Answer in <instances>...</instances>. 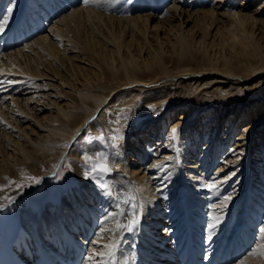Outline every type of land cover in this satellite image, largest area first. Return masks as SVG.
<instances>
[{"label": "rangeland", "instance_id": "374dc122", "mask_svg": "<svg viewBox=\"0 0 264 264\" xmlns=\"http://www.w3.org/2000/svg\"><path fill=\"white\" fill-rule=\"evenodd\" d=\"M26 1L12 0L8 4V6L13 7L10 16L17 14L15 22L8 20L6 24L16 28L13 31L14 33H11L13 35L19 30H25L23 28L19 29L18 16L24 17V13L26 11L29 12L31 7ZM28 1L31 3L32 0ZM136 1L137 3L134 0H125L126 4H131V6L139 3L138 0ZM154 1L144 0L138 11L131 9L134 8L133 6L128 11H125L126 9L122 8L125 5L124 3L117 6L116 12L108 9H96L98 11L101 10L105 15L110 14L116 17H124L126 14L130 16H136L137 14L149 15L146 20L148 28L145 30V36L148 37L149 42L144 43L142 35H133L139 40L135 44H141L142 49L139 50L138 47L137 51L134 49L137 45H131V51H133L135 56L137 80L130 81L125 73L126 71L119 67V58L116 61H111L108 55H105L108 50L112 51L114 46V41L110 40L112 39L110 30L112 34L119 35V40L122 39L123 33H118V28L120 27L117 22L114 24L115 26L109 27L110 30L104 28L103 33L96 31L93 28V21L88 20L86 14V8L92 7L80 0L75 7H67L65 5L64 12H60L55 19H52L47 29L40 34L50 36V33L56 29H62L63 26L60 21H63L62 18H65V15L69 14L73 8L80 11L78 26L75 25V28L73 26L68 28V33L62 40L59 49L65 60L70 58V61H72V66L70 67H73L75 72L67 71L59 60L46 59L45 55H43L45 60L41 61V71L38 72L44 71L47 75L29 79L28 82H31V84L28 82L24 83L28 79V77H24L19 82L22 84L19 89L18 87L14 88L17 84L8 87L4 86L7 81L6 83L0 82V94H2L0 95V104L7 103L10 95L13 94V97L21 101V105L24 104V100L30 99L31 96L34 98L29 102V106L36 102L37 99L45 98L46 96L55 102L71 105L67 102V96L62 94L61 89L73 92L74 88L62 84L59 80L60 75L56 74L58 68L61 71L60 73L69 75L73 83L79 82L74 77L85 75L86 78L98 80L94 83L99 84L96 87L97 90L100 92L108 91V96L102 106L97 107L91 113H89L91 108L82 104L83 109L88 113L85 116L84 124L77 130L76 134L72 137L67 136L66 139L60 142L58 148L55 147L51 151L53 152L51 156H54V159L48 168L33 166L32 168L24 169L21 178L9 179L23 183L24 187L18 189L15 184H11L7 188L0 190V201L4 200L2 191H10V196H17L37 183L26 180V176L36 177L38 182L42 181L40 186L8 206L0 214L7 215L18 227L21 224L20 212L23 208H28L36 214H41L44 212L46 205L59 202L62 196L73 194L78 189L86 190L91 196L89 198L87 196L88 193H86L87 195L84 197L85 199L88 198L87 205H91L88 209L94 213L96 212L95 217L98 220L97 223L96 221L94 223L90 221L92 230L91 232L88 231L89 233L87 232V237L89 238H85L86 243L83 244V246L89 248L90 241L95 237V233L99 229V220L107 211H115V209L112 206V201L107 203L110 199L101 194V190L97 187L94 179L85 178L84 157L85 155L93 156L96 153L105 152L109 155L113 167L119 166L118 169L113 171L114 173H119L124 180L137 185L140 180L143 182L148 180L149 187L156 192L155 200L160 203L159 208H154L153 211H146V217L141 218L143 224L150 222L147 227L149 228V233L151 231L150 236L153 239L149 241V251L153 256H156L151 258L149 255H144L147 259L144 264L164 263L166 261L165 256H170V248L167 244L171 240L168 233L173 228L169 226L173 221L169 220L171 217L169 218L166 215L164 217V214H167L169 210L166 207H172V205L175 207L174 217L177 218L175 224L180 225L182 230L183 225L187 223V225L191 226L188 227L193 233L198 232V234H195L201 237L200 240H204V235L208 239L216 229L208 227L210 223H215V221H209L213 216H218L219 223L216 226H219L221 214L224 216L226 212H231L232 210L236 213L250 205L248 209L251 214L245 224L249 220L256 218L258 214V219L252 228L251 234L253 237L252 247H254L259 239V228L264 226V97L260 96L259 93H252L249 89L242 87V85L249 84L244 86L250 87V84L261 77V75H264V72L250 76L244 82H240L241 85L239 86L241 88L234 91L236 93H229L227 92L228 84L226 83L213 82L203 84L205 82L203 77L199 78L198 81H195V78L189 75L183 77L180 74V69L194 68L196 63L198 64L199 62L204 64L205 62H213L216 59L222 60L224 54H230L235 57L241 53L240 44L236 43L235 47L228 46L233 43L231 37L227 38L228 44L221 45L222 39L229 34L228 32L231 33L235 29L232 21L235 20L233 13L236 11L247 13L256 19L247 20V23L242 27L246 31L251 32L254 40L263 46L264 8H258L263 0H197V8L201 11L208 10L214 19L205 29L203 22H201L202 20L196 19V15H192V17L187 16L185 13L181 15L183 24L180 26V30L184 31L188 50L192 54V56L190 55L191 58H183L185 61L184 65L180 63V49L174 34L176 22L173 19L167 22V24L170 22L173 31H170V26L166 29L168 25H164L162 19L157 16L160 12L153 10L152 4ZM200 1L201 4H199ZM23 2L26 7L21 8V12L16 13L14 7L23 6ZM56 5L59 6L58 3H51L49 8L55 9ZM256 9L258 11L255 12ZM4 11L6 14V8ZM146 16L145 18H147ZM37 21H40V19ZM42 25L43 20L40 24H35V27L39 29ZM50 29L54 31H50ZM135 29L124 30L127 39L132 36V33L137 32ZM20 31L17 37H20ZM239 33L242 34L241 31ZM13 35L12 37L15 38ZM40 35L30 37L26 43L15 48V50L21 48L25 54L31 53V55L35 56L36 54L30 50L27 44L35 41ZM75 35L82 37V43L74 40ZM67 37L70 38L69 41L66 40ZM0 40L7 42L5 39ZM11 51H14V49ZM221 52H223V55H221ZM7 53H1L0 57ZM90 54L97 55L95 59H98V61L87 56ZM207 55L209 56L208 58ZM20 59L22 60V56ZM101 59L104 60L102 61ZM252 59L253 57L250 58V60ZM95 62L100 63L102 66L104 65L106 76L103 74L93 75L91 71L94 72V68L95 70L98 69ZM241 63L237 62V64ZM200 68L206 67L200 65ZM74 73L77 75L74 76ZM3 78H0V81ZM58 82L63 86H58ZM2 98L4 100H1ZM36 103L39 106L42 105V102ZM49 110H45L40 116L47 115ZM125 116L127 120L122 124L110 123ZM233 116L236 117L229 121L228 119ZM20 125L28 128L33 127V124L28 121H22ZM74 127L75 125L71 126L69 131L74 130ZM116 127L122 128L123 138L115 146L110 145L107 140L96 139L101 131H104L106 135H110ZM173 127L177 128V139L172 142L174 147H168V138ZM146 137L149 138V142L140 146L138 153H136L132 146L138 140ZM65 145L66 150H61ZM140 154H142V157H140ZM146 154L147 157H145ZM165 156L175 158L174 161L167 162L171 165L169 168L160 171L149 167V165L156 163L157 160H163ZM53 170L56 171L55 174L41 179L45 173L49 174ZM111 174L107 179L110 178ZM171 175L173 176L171 182L168 183L166 181L163 185L159 184L162 181L161 178H167ZM213 179L220 181L217 189L209 191L203 187L204 183ZM174 181L175 183H173ZM7 184H9V181ZM141 186L139 184V187ZM174 186L176 190H182L184 197L186 196L183 201L184 206L182 204L180 206L174 199L170 200L173 196ZM98 194L99 198L102 197L107 200L102 202L101 199H98ZM228 195H231L232 198L225 201L224 197ZM164 198H166V201L168 199L167 202H171V204L167 205L166 201L164 203L162 201ZM208 203L209 205H206ZM210 205H216V207H210ZM203 206H207V208ZM261 206H263L262 209ZM180 207L184 209V213ZM228 207H231V209H228ZM108 208L110 210H107ZM205 209H208V211L204 212ZM181 213L188 217L187 222L184 221L183 217L181 218ZM197 218H200V220L195 225L193 222ZM161 219H163V222ZM180 232H178L179 235H181ZM79 234L83 236L82 231ZM107 234L105 233V241L108 238ZM51 236L48 237V242L52 241ZM84 236H86V233ZM44 239H47V237L45 236ZM159 241L162 242L159 244ZM52 244L54 243L52 242ZM77 245H80V243H77ZM83 246L79 247L81 248L80 258H83L87 252L83 249ZM95 246L97 249L102 247L101 244ZM153 246H159L162 252L156 251ZM33 248L35 249L34 246ZM35 254H37V251ZM68 259L72 258H65V261H68ZM33 260H36L34 255ZM81 262L83 264V261Z\"/></svg>", "mask_w": 264, "mask_h": 264}, {"label": "bare ground", "instance_id": "6f19581e", "mask_svg": "<svg viewBox=\"0 0 264 264\" xmlns=\"http://www.w3.org/2000/svg\"><path fill=\"white\" fill-rule=\"evenodd\" d=\"M44 1H47V5L50 4L48 0ZM134 1L137 3L136 0ZM138 2L139 3L135 4V6L132 5L134 8H131V4H126L125 0H97L95 3H89L92 8H86L88 20L90 19L93 21V28L100 33H103L104 28H108L110 30L109 27L115 26L114 24L117 22V25L120 27L118 28V33H123L122 39L119 40V35L112 34L110 30V35L112 36V39L110 40L114 41V46L112 47V51L108 50L105 55H108V58H110L111 61H116V59L119 58V67H122L124 71H126L125 73L130 81H135L138 78V74H136L137 68H135V56L133 55V51H131V45H137L136 48H134L137 51L138 47L139 50L142 49V46H140L141 44H135V42L139 40H137L136 36L133 35H142L143 42H149L148 37L145 36V30L148 28L146 20L148 19L149 15L146 16L144 14H137L136 16H130L126 14L124 17H116L110 14L105 15L101 10L98 11L96 9H108L116 12L117 6L124 3L125 5L122 8L126 9L125 11H128L129 8L138 11L140 9L141 3L144 2V0H138ZM26 3L30 4L28 0ZM197 4V0H155L152 4L153 10L160 12L159 15H157L159 19H162L164 25H168L166 29L170 26V22L167 24L168 21L173 19L176 22L174 34L176 43L180 49L179 55L181 57L180 63L182 65L185 64L183 58H191L192 54L188 50V44L185 39L186 36L184 35V31L180 30V26L183 24V22H181V15L183 13H185L187 16L189 15L190 17H192V15H196V19L199 21L202 20L201 22H203L205 29L207 28L206 26H209L214 19V17H211L212 14H210L208 10L201 11L198 9ZM199 4H201V1ZM21 7L22 5H20L19 8L15 6V12H21ZM258 8H264V0L258 6ZM256 11H258V9H256L255 12ZM79 14L80 11H78L76 8H73L69 14L65 15V18H62L63 21H60L63 26L62 29H56L55 31L50 29V31H54L50 33V36L45 34L40 35L35 39V41L27 44L30 50L33 51V53L37 56L31 55V53L25 54L24 50L19 48L17 50L14 49V51H11L0 57V70H3L0 72V78L4 77L0 82L6 83V81H14V83H6L4 86L9 87L13 84H17L14 88L18 87L19 89L22 85L19 82L24 77H28V79L26 78L27 80L24 81L25 83L28 82L29 79L31 80V78L47 75L44 71L41 73L38 72L41 71V61L45 60L43 55H45L46 59L52 58L53 61L56 59L59 60L67 71H70L71 73L75 72V69L70 67L72 66V61H70V58L65 60L59 49L62 40L64 39L65 35H67L66 33H68V28L72 26L75 28V25L78 26L80 22L78 20ZM16 16L17 14L10 16L9 20L11 22H15ZM145 16L147 18H145ZM233 16H235V20L232 21L233 24H231L234 25L233 27H235V29L231 33L228 32L229 34H227L222 39L221 45L228 44L227 38L231 37L233 43L229 44L228 46L235 47L236 43L240 44L241 53L237 54L235 57L230 54H224L222 60L216 59L213 60V62H205L204 64L199 62L198 64L196 63L194 68L189 67L180 69V74L183 77L189 75L195 78V81H198L199 78L203 77L205 80L203 84L223 82L228 84L227 92L233 93L238 88H241V86H239L241 85L240 82H244L245 79L250 78L252 75L264 72V45H259V43L254 40L253 34L246 31L243 29L244 27H242L247 23V20H251L254 17L240 11L234 12ZM171 27L172 26H170V31H173ZM130 28H136L135 31L137 30L138 34L137 32H134V34L132 33V36L127 39L125 36L126 32L124 30ZM239 31H241L242 34H240ZM18 32L19 31H17L14 35H7L4 39H6L7 42H11L12 40L14 41L18 36ZM20 32H22V30ZM0 33H2V31H0ZM12 35L15 38H13ZM66 40L69 41L70 38L67 37ZM74 40L82 43L81 36L75 35ZM111 55L113 56L111 57ZM221 55H223V52H221ZM21 56L22 60L20 59ZM87 56L92 57L95 61H98V59H95L97 56H95V54H90ZM208 57L209 56L207 55V58ZM249 57H253L255 60H250ZM237 62L242 63L237 64ZM95 64L98 69L95 70L94 68V72L91 71L93 75L103 74L106 76V69L103 67L104 65L102 66L97 62H95ZM200 65H203V67L205 66L206 68L202 69L200 68ZM60 72L61 71H59L58 68V72H56V74L60 75L59 80L62 82V84L69 85L71 88H74L73 92L71 90L68 91L61 89L62 94L67 96V102H69L71 105L68 103L65 105L63 103L55 102L51 98H48V96L37 99L36 102H42V105L40 106L34 101V103L29 106V102H31V99L34 98L32 96L30 99L24 100V104L21 105V101H18L15 97H13V94L10 95V99L7 103L0 104V185H7L10 178H21L23 176L22 173L26 168H32L33 166H44L45 168H48L54 159V156H51L53 154L51 151L54 150L55 147L58 148L60 142H62L63 139H66L67 136L72 137L74 134H76L77 130H79L82 124H84L85 116H87L88 113L85 112L82 104L90 107L91 109H89V113H91L97 107L102 106V103L108 96V91L100 92L97 90L96 87L99 84H94L95 81H98L95 80V78L90 77L92 79L91 80L89 77L86 78L85 75L81 77H74V79L79 82L73 83L69 75L67 76ZM73 75L75 76L77 74L74 73ZM28 83L31 84V82ZM60 84L61 83L58 82V86ZM244 85L249 84H243L242 87L249 89L252 93H259L260 96L264 97V75H261V77L253 81L250 84V87H246ZM60 86L62 87L63 85ZM1 100L4 99L2 98ZM47 109H50L48 114L40 116V114ZM235 117L236 116L230 117L228 120L232 121V119ZM22 121L31 122L33 127L28 128L24 125H20ZM73 125H75L74 130L69 131L70 127ZM261 141L263 142V139ZM148 142V137L140 139L132 146V149L138 153L140 146L145 145ZM64 149L66 150V145L61 150ZM140 157H142V154H140ZM145 157H147V154ZM167 178H161L162 181L159 184L163 185L166 181L168 183L171 182L173 176L171 175ZM109 179L117 182L118 187L124 184L126 181L121 177V175H119V173L114 172L111 174ZM173 183H175V181ZM139 184L142 186L139 187ZM139 184H135V186H138L143 190L140 193V196L142 197L141 202L144 204V207L142 213L139 216V224L134 228V230L131 232L122 231L119 234V236L122 238V243L118 255L122 264H124V256H126L129 260V257L134 253L138 254L139 257V261H135L134 264H144L145 261H147L144 255H149L151 258L156 257L153 256L149 251V241L150 239H153V237L150 236L151 231L149 233V228L147 227L148 223L150 222L143 224L141 222V218L146 217V211H153L154 208H159L160 203L155 200L156 192H154L153 188L149 187L150 184L148 180L145 182L140 180ZM86 193H88V195ZM2 195L4 197L12 198L16 196H10V191H2ZM86 195L91 198L90 193L86 190H75L73 194L62 196L59 202L46 205L44 212L41 214H36L34 211H30L28 208H23L20 212L21 224L18 227L7 215L0 214V264H70L68 261H72L71 259H68V261H65L64 259V256H66L67 253L64 255L62 254L66 249L69 248H71L70 250L72 251V259L76 260V263H78L77 260L80 258L81 251V248L79 247L86 243V237L81 236L79 232H83V230H85V225L89 227V231L91 232L92 229L90 228V221H92V223L95 221L97 223L98 221L95 217L96 212L94 213L92 210L88 209L91 207V205H87L88 198H84ZM172 195L173 196L171 200L174 199L179 203V205H183V201L186 196L184 197L182 190H176L174 186ZM98 199H101L102 202L107 200L106 198H99V194ZM6 201L7 199H4L0 201V204H4ZM162 201L165 203L166 198H164ZM109 202H111V200L107 203ZM123 207L126 209L125 216L129 215V206L124 205ZM180 208L184 213V209H182V207ZM107 210L110 209L108 208ZM183 213H181L180 216L181 218L183 217L184 221L187 222L188 217H185V214ZM125 216L118 218L124 221ZM161 220L163 222V219ZM199 220L200 218H197L193 223L197 225ZM209 221L213 222L214 220L210 219ZM110 222L111 221L108 223ZM190 227L188 228L190 229ZM158 232H160V230H158ZM46 233L48 234L46 235ZM195 233L198 234V232ZM195 233H193L191 230L190 234L195 238L196 241H198V239L201 237L197 236ZM45 236L47 239H44ZM50 236L52 241L48 242V237ZM108 236L109 234H107V237ZM93 239H95V237ZM52 242L57 244H52ZM104 242L106 241H102L101 245H103ZM161 242L162 241H159L158 243L160 244ZM77 243H80V245H77ZM169 245L170 243L167 244V246ZM33 246L37 247L38 249L43 248V250H39L38 257H34L37 261L33 260ZM90 247H92L91 244ZM153 247L156 248V251L159 250L162 252V249L159 248V246ZM89 248L83 246V249L86 251ZM100 249H102V247ZM70 250L69 252H71ZM31 251H33V253ZM139 253L142 255L139 256ZM169 254L171 255V251ZM247 258L248 264H264V258L259 256H248ZM166 261H164L165 264L167 263Z\"/></svg>", "mask_w": 264, "mask_h": 264}, {"label": "snow or ice", "instance_id": "6c2138e0", "mask_svg": "<svg viewBox=\"0 0 264 264\" xmlns=\"http://www.w3.org/2000/svg\"><path fill=\"white\" fill-rule=\"evenodd\" d=\"M84 4L95 3L97 0H83ZM13 11L12 6L6 7V14L3 15L0 20V31L4 30V25L8 23L9 16ZM3 70H0L2 72ZM8 84L14 83V81H7ZM123 111V110H122ZM127 120V117L118 118L115 121H111L113 124H122ZM123 138V131L121 127H116L112 130L110 135H106L104 131L99 133L96 139L107 140V142L115 146ZM168 147H174V142L177 139V128L173 127L169 135ZM175 158L171 156H165L163 160H157L156 163L149 165L151 168L163 171L169 168L171 165L168 161H174ZM118 165L113 167L110 161V157L105 152L96 153L93 156L85 155L84 157V176L85 178H93L97 187L101 190V194L112 201V206L115 211H107L100 219V227L95 233V239L90 241L92 247L87 250L86 255L83 257V264H122L118 253L122 243V238L119 234L122 231L131 232L139 224V216L143 211L144 204L141 202L142 197L140 193L143 191L142 188L136 187L134 183L125 181L124 184L117 186V182L107 179V177L116 169ZM26 180L30 182H38V178L32 176H26ZM227 179V177H225ZM220 181L210 180L203 184V187L209 191L217 189ZM15 184L16 187H24L23 183L9 180V184L0 185V190L7 188L9 185ZM231 195L225 196L224 200H231ZM9 202L13 199L12 197H4ZM124 205L129 206L130 214L125 216L126 209ZM4 207L0 204V208ZM210 207H216V205H210ZM211 215V214H210ZM125 216V220L122 221L118 217ZM215 223H210L209 228H215L216 224L219 223L217 217H212ZM111 221V225H109ZM105 233L109 236L107 241L103 243L102 249H97L95 245L101 244L105 241ZM211 239V236H209ZM248 256H259L264 258V226L259 228V239L255 246L251 248L247 256L238 260L236 264H248ZM126 264V262H125Z\"/></svg>", "mask_w": 264, "mask_h": 264}]
</instances>
